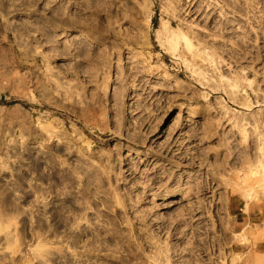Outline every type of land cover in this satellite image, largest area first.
I'll list each match as a JSON object with an SVG mask.
<instances>
[{
    "label": "rangeland",
    "instance_id": "1",
    "mask_svg": "<svg viewBox=\"0 0 264 264\" xmlns=\"http://www.w3.org/2000/svg\"><path fill=\"white\" fill-rule=\"evenodd\" d=\"M263 168L264 0H0V264H264Z\"/></svg>",
    "mask_w": 264,
    "mask_h": 264
},
{
    "label": "bare ground",
    "instance_id": "2",
    "mask_svg": "<svg viewBox=\"0 0 264 264\" xmlns=\"http://www.w3.org/2000/svg\"><path fill=\"white\" fill-rule=\"evenodd\" d=\"M92 3V2H91ZM64 23V20H61V24ZM98 28H100V26L97 25ZM99 30V29H98ZM103 31V30H102ZM83 39L87 38L86 35L81 36ZM177 42L178 44L183 43L184 46L189 50L192 49V43L190 41V39L184 34V33H180L177 36ZM164 51L166 52H170L172 55L176 56V51H177V45L173 42L168 44V46H164L163 47ZM195 55H199L203 57V59L210 61L211 63L216 64V59L213 57V55H208L206 52H204L203 50H197ZM186 65V68L191 70L193 69L192 67H190V64L188 62H184ZM193 74H196L197 76L199 75V77H202L205 79V76H203L204 74H201L199 72H195V70H191ZM221 80H223L224 82L222 83V86L224 87V91L225 93L231 97L236 98V91H238L239 88V81L240 80H244L242 77H237L235 80L233 79H226L224 77H221ZM248 84H252V82L250 80H248ZM249 85V86H250ZM229 87L231 92H227L226 88ZM234 101V100H233ZM239 104L241 106L247 107L249 105V102L247 101L246 98L242 99L241 102H239ZM249 124L248 121H245V123L242 125L241 124V129L246 130V125ZM254 129H256L254 127ZM259 131V130H258ZM263 136H260V139H262ZM260 165H262L261 161H258ZM262 171L264 172V168L262 169ZM264 188V185H261V189ZM2 198L0 199V233L2 232L4 235V247L3 249L7 252L12 253L13 255L19 250V246L21 245V242H23V238H18V237H14V235L7 231V227L9 226V224L12 223L13 220V214L15 213H19L18 211V206L15 205L11 200L8 199L7 195L3 194V192H1ZM243 197L245 200H248L249 198H251V196L253 195L251 192L249 191H244L242 193ZM3 222H5L7 225L3 224ZM37 226L40 227L41 226V221L38 220L37 221ZM17 242V243H16ZM14 243H16L15 247H14ZM39 254L42 257H47L48 251H43V252H39ZM3 257L4 255L0 256V260L3 261ZM20 259V258H19ZM18 259V260H19ZM14 257H11V264H15L14 262ZM20 261V260H19ZM168 264V263H167Z\"/></svg>",
    "mask_w": 264,
    "mask_h": 264
}]
</instances>
